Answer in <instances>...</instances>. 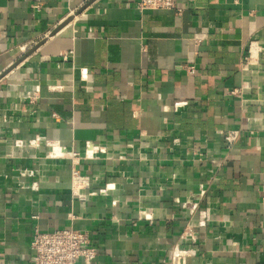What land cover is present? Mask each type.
Here are the masks:
<instances>
[{
  "label": "crops",
  "instance_id": "crops-1",
  "mask_svg": "<svg viewBox=\"0 0 264 264\" xmlns=\"http://www.w3.org/2000/svg\"><path fill=\"white\" fill-rule=\"evenodd\" d=\"M176 5L0 0V264L61 228L77 264H264V0Z\"/></svg>",
  "mask_w": 264,
  "mask_h": 264
},
{
  "label": "built area",
  "instance_id": "built-area-1",
  "mask_svg": "<svg viewBox=\"0 0 264 264\" xmlns=\"http://www.w3.org/2000/svg\"><path fill=\"white\" fill-rule=\"evenodd\" d=\"M135 8L142 12L147 9L152 10H173L176 13L181 11L177 7L176 0H135ZM259 49L256 42H249L247 55L244 58L242 70L247 71L251 64L256 62ZM65 58V56H64ZM189 72L192 68L187 67ZM233 94H238V90H233ZM30 100L35 99V95H29ZM224 139L228 146L235 139L234 131H224ZM89 144L84 150L85 156H92L93 150L100 151L99 148L90 149ZM77 156V153L72 154ZM72 193L76 196H84L80 186L87 184V178L79 173L77 167L73 166ZM32 250L31 264H77L79 260L92 261L96 257V248L91 244L90 238L85 231L73 228H61L50 231L35 229L30 243Z\"/></svg>",
  "mask_w": 264,
  "mask_h": 264
},
{
  "label": "water",
  "instance_id": "water-1",
  "mask_svg": "<svg viewBox=\"0 0 264 264\" xmlns=\"http://www.w3.org/2000/svg\"><path fill=\"white\" fill-rule=\"evenodd\" d=\"M62 26H63V24H62ZM61 26V27H62ZM60 27H58V28H56L55 30H53L52 32H50V35L52 36L56 31H58V29H59Z\"/></svg>",
  "mask_w": 264,
  "mask_h": 264
},
{
  "label": "bare ground",
  "instance_id": "bare-ground-1",
  "mask_svg": "<svg viewBox=\"0 0 264 264\" xmlns=\"http://www.w3.org/2000/svg\"><path fill=\"white\" fill-rule=\"evenodd\" d=\"M54 36V35H53ZM50 37V36H49Z\"/></svg>",
  "mask_w": 264,
  "mask_h": 264
}]
</instances>
